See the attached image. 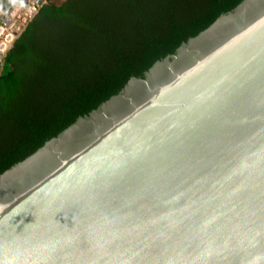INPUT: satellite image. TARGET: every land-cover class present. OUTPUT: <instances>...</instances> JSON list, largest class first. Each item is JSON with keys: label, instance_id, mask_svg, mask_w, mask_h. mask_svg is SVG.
Here are the masks:
<instances>
[{"label": "water", "instance_id": "95a60500", "mask_svg": "<svg viewBox=\"0 0 264 264\" xmlns=\"http://www.w3.org/2000/svg\"><path fill=\"white\" fill-rule=\"evenodd\" d=\"M0 264H264V0L0 173Z\"/></svg>", "mask_w": 264, "mask_h": 264}, {"label": "trees", "instance_id": "16d2710c", "mask_svg": "<svg viewBox=\"0 0 264 264\" xmlns=\"http://www.w3.org/2000/svg\"><path fill=\"white\" fill-rule=\"evenodd\" d=\"M240 1L47 0L0 72V173Z\"/></svg>", "mask_w": 264, "mask_h": 264}, {"label": "built area", "instance_id": "2783aa9c", "mask_svg": "<svg viewBox=\"0 0 264 264\" xmlns=\"http://www.w3.org/2000/svg\"><path fill=\"white\" fill-rule=\"evenodd\" d=\"M47 0H14L9 9L0 5V72L5 56L18 35Z\"/></svg>", "mask_w": 264, "mask_h": 264}, {"label": "rangeland", "instance_id": "374dc122", "mask_svg": "<svg viewBox=\"0 0 264 264\" xmlns=\"http://www.w3.org/2000/svg\"><path fill=\"white\" fill-rule=\"evenodd\" d=\"M57 1H61V0H57Z\"/></svg>", "mask_w": 264, "mask_h": 264}]
</instances>
